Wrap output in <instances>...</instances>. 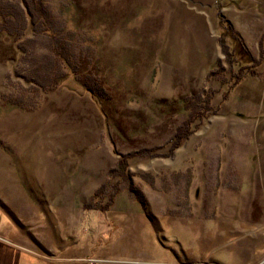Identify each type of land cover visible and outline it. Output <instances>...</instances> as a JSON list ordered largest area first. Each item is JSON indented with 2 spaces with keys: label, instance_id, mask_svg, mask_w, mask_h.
Segmentation results:
<instances>
[{
  "label": "rangeland",
  "instance_id": "374dc122",
  "mask_svg": "<svg viewBox=\"0 0 264 264\" xmlns=\"http://www.w3.org/2000/svg\"><path fill=\"white\" fill-rule=\"evenodd\" d=\"M0 235L264 264V0H0Z\"/></svg>",
  "mask_w": 264,
  "mask_h": 264
},
{
  "label": "crops",
  "instance_id": "0c3cea01",
  "mask_svg": "<svg viewBox=\"0 0 264 264\" xmlns=\"http://www.w3.org/2000/svg\"><path fill=\"white\" fill-rule=\"evenodd\" d=\"M113 262V261H112ZM99 262L97 264H106ZM126 263V262H118ZM0 264H91L85 258L64 261L53 258L49 254H43L29 245L14 243L10 238L0 235ZM112 264V263H111ZM135 264V263H134Z\"/></svg>",
  "mask_w": 264,
  "mask_h": 264
},
{
  "label": "trees",
  "instance_id": "16d2710c",
  "mask_svg": "<svg viewBox=\"0 0 264 264\" xmlns=\"http://www.w3.org/2000/svg\"><path fill=\"white\" fill-rule=\"evenodd\" d=\"M23 1L24 0H22V2ZM17 7H18V5H17ZM17 11L19 12V14H18L19 16L15 15V14H14L15 16H13V14L11 12H8L9 15L7 14L6 20H4V23L2 22L3 26L1 27V30L3 29L4 31H6V33H8L10 35L22 33L23 29H25L27 27L28 21H25L26 16L23 13V11H24L23 8L20 7V8H18ZM27 12H28V15L31 17L32 16L31 10L28 9ZM18 17H20L21 19L18 20ZM15 20H16V23H14ZM11 22H12V24H11ZM18 23H19V25H18ZM33 23H34V21H32V25H33ZM20 50H21V48H20ZM56 51H57V54L59 55L60 58L67 57L68 49H67L66 44L63 43L62 45H59V47L56 48ZM31 82H32V80H31Z\"/></svg>",
  "mask_w": 264,
  "mask_h": 264
}]
</instances>
